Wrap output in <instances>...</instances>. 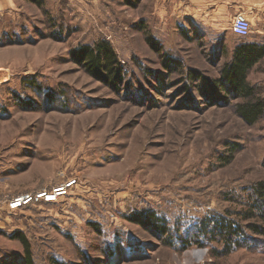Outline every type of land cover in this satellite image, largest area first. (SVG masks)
Segmentation results:
<instances>
[{
  "label": "rangeland",
  "instance_id": "1",
  "mask_svg": "<svg viewBox=\"0 0 264 264\" xmlns=\"http://www.w3.org/2000/svg\"><path fill=\"white\" fill-rule=\"evenodd\" d=\"M38 2L0 12V264H27L20 236L32 264H264L249 227L264 223L244 217L264 182V117L237 114L222 74L239 45L264 42L255 7L219 34L190 0ZM103 41L115 82L74 57ZM247 82L263 99L264 59Z\"/></svg>",
  "mask_w": 264,
  "mask_h": 264
},
{
  "label": "trees",
  "instance_id": "2",
  "mask_svg": "<svg viewBox=\"0 0 264 264\" xmlns=\"http://www.w3.org/2000/svg\"><path fill=\"white\" fill-rule=\"evenodd\" d=\"M35 4H41L38 0H29ZM76 56V57H75ZM74 57L78 63L85 65L89 73L97 76L100 75L108 82L116 81L122 75L121 65L117 59V53L112 48L110 43L101 42L95 48L89 46L83 47L81 50L74 52ZM264 59V45L242 44L239 45L234 51V59L228 63L222 70L224 84L229 86V90L237 94L239 98L244 100L243 104L236 107L237 114L249 125L256 124L261 118L264 117V98L258 99L255 97V88L247 82L248 72L258 63ZM220 84V90H222ZM216 90V89H215ZM250 212L246 213V219L255 216L259 213L260 218L264 223V182L259 183L253 188V194L249 196ZM216 222V221H215ZM218 222V224H217ZM215 224L214 230L220 231L222 239H225L226 244H235L234 239L238 240L242 237L240 234L243 232L242 227L234 226L235 223H230L226 220H218ZM252 231L259 235H264V226L262 225H249ZM237 232L235 234L234 232ZM237 236V237H236ZM26 252L29 255L27 264H32L30 260V249L27 241L23 236H20ZM231 250L227 251V254Z\"/></svg>",
  "mask_w": 264,
  "mask_h": 264
},
{
  "label": "crops",
  "instance_id": "3",
  "mask_svg": "<svg viewBox=\"0 0 264 264\" xmlns=\"http://www.w3.org/2000/svg\"><path fill=\"white\" fill-rule=\"evenodd\" d=\"M196 7L195 11L205 19V24L213 30L221 32V25L224 20L232 15H237L245 10L246 5L255 7L259 20L264 19V0H190ZM16 8V0H0V12L10 11ZM260 24L258 33L264 34V24ZM227 43V42H225ZM256 45H264V42H258Z\"/></svg>",
  "mask_w": 264,
  "mask_h": 264
},
{
  "label": "built area",
  "instance_id": "4",
  "mask_svg": "<svg viewBox=\"0 0 264 264\" xmlns=\"http://www.w3.org/2000/svg\"><path fill=\"white\" fill-rule=\"evenodd\" d=\"M250 31H251V24L249 20L243 14H239L233 21L232 32L239 37L245 38L250 34ZM61 191L63 190H58L56 193L61 192ZM45 198L50 199L51 196L47 194L46 192L40 194L38 197H34L31 195H24L20 198L15 199L11 205L13 208L19 209L23 206L31 204L32 202L36 200H39V199L41 200Z\"/></svg>",
  "mask_w": 264,
  "mask_h": 264
}]
</instances>
